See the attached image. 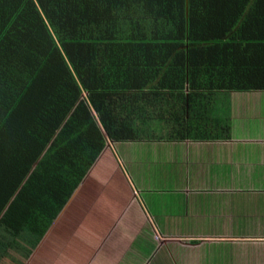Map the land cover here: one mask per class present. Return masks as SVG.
I'll return each mask as SVG.
<instances>
[{
    "label": "crops",
    "instance_id": "crops-1",
    "mask_svg": "<svg viewBox=\"0 0 264 264\" xmlns=\"http://www.w3.org/2000/svg\"><path fill=\"white\" fill-rule=\"evenodd\" d=\"M86 1L94 8L89 10L91 28L103 31L96 47L109 49L108 59L99 62L114 64L122 52L120 63L130 70L146 58L166 59L151 43H145L146 51L125 50L119 30L126 35L137 18L140 33L142 25L144 31H156L159 22L140 15L145 8L141 0L128 7L135 16L124 26L121 18H105V7L98 14V0ZM240 1L236 7H248ZM230 20L206 23L220 33L246 24L242 19L234 28ZM260 21L254 24L264 26ZM231 43L230 52L243 47L239 40ZM255 59L264 65V49ZM130 93L132 103L124 97L102 115L86 102L90 123L76 134L71 151L52 152L53 138L20 183L12 177L13 160L28 165L39 146L27 142L22 152L8 157L0 169V264L8 257L14 262L8 247L19 235L28 239L29 224L34 228L36 220L39 232L49 224L42 239L69 231V238L84 242L85 251L79 252L87 255L85 264H264V88L204 91L185 83L177 89L135 88ZM128 105L134 106V117ZM42 164L45 169L38 168ZM35 196L45 200L39 201L49 217L44 223L38 221L41 206H32ZM254 200L260 202L257 212L248 215L245 208ZM51 202L55 208L49 214ZM14 206L26 213L18 236L5 225L22 221ZM152 236L155 246L149 247Z\"/></svg>",
    "mask_w": 264,
    "mask_h": 264
},
{
    "label": "trees",
    "instance_id": "trees-1",
    "mask_svg": "<svg viewBox=\"0 0 264 264\" xmlns=\"http://www.w3.org/2000/svg\"><path fill=\"white\" fill-rule=\"evenodd\" d=\"M85 2L0 0V169L9 156L22 152L24 146L27 148V142L43 149L56 137L55 147L50 150L69 153L77 141L76 134L88 127L86 102L97 115H102L105 110L112 112L111 103L124 97L132 103L129 90L135 88H140V92L177 89L185 83L189 88L204 91L264 88V74L260 71L264 70V65L255 59L263 56L264 43L256 39L244 42L228 32H211L215 29H202L203 23L199 22V19H217L223 24L224 20L231 19L230 27L236 28L244 13L243 7L235 6L240 0H186V10L185 0H141L144 12L149 14L140 15L157 17L159 22L156 31H144L142 25L140 33L138 18L131 23L126 35L119 30L125 50L130 46L133 50L138 47L146 51L145 43H151L166 59L146 58L130 70L120 63L122 52L117 53L114 64L99 62L108 59L109 49L96 47L104 38L103 31L91 28L93 20L89 10L94 8H88ZM258 2L261 8L255 5L251 15L260 14L255 17L262 19V23L264 0ZM132 5L133 0H98L95 8L98 14L102 11L98 9L107 8L104 17L121 18L124 26L128 17L135 16L129 13L128 7ZM212 6L215 8L210 9ZM252 27V35L264 33L263 25L253 24ZM229 30L237 32L238 29ZM218 33L220 35L216 36ZM235 40L243 42V47L230 52L235 44L231 42ZM168 64L173 70L166 67ZM155 68L162 73L156 74ZM147 73L150 75L146 76ZM256 75L260 76L259 81ZM252 76L255 77L253 85ZM59 88L65 95L75 92L79 95L77 99H81L78 111L71 117L70 103L66 101L67 96L58 93ZM76 114L79 122L75 121ZM130 114L136 115L134 106ZM65 120L68 123L57 133ZM38 151L26 166L13 160L12 177H17L19 183L30 170ZM60 162L57 160V164ZM6 173L10 180V170L6 169Z\"/></svg>",
    "mask_w": 264,
    "mask_h": 264
},
{
    "label": "rangeland",
    "instance_id": "rangeland-1",
    "mask_svg": "<svg viewBox=\"0 0 264 264\" xmlns=\"http://www.w3.org/2000/svg\"><path fill=\"white\" fill-rule=\"evenodd\" d=\"M246 1L248 3V7H245L243 9V12H244L243 14L240 13L241 14L240 16L242 17L241 20L243 19L246 22L244 27L243 28L239 27V30H237V32H239V33H237L236 30L234 32L230 31L229 28H227L226 31L222 32V33L228 32V33H230L229 34L230 36H233V38H238L240 40L242 39V40H244V42H246L247 40L256 39V40H262L261 43H264V40H263L264 39V33H262V35L261 34L257 35L256 33H253V35H252V30H251L253 28L252 25L254 23L258 22V21L255 22L256 21L255 16L260 15V14H256L254 16V15H251V12H248V11H251V9L255 5H256L255 8H257V7L261 8L262 5L259 4V2H258L259 0H246ZM250 7H252V8H250ZM214 8L215 7L212 6L210 9H214ZM185 14H186V12H185ZM199 22L203 23V26L205 27L204 29H213L214 28V27H209L207 25L206 19H203V20L199 19ZM211 25H215V24H211ZM248 28H251V29H248ZM217 31L221 32L220 30H215L212 32H217ZM208 34L211 35L209 32H208ZM241 43L242 42L239 41V44H241ZM254 43H259V42L254 41ZM247 74H249V73H247ZM256 77L258 78L257 81H259L260 76L256 75ZM252 79L253 80L250 81L251 84L255 83V81H254L255 77L252 76ZM58 93L61 95V94H64L65 92L63 91V89L59 88ZM64 96H67L66 101L70 103L71 111L69 110L70 111L69 117H71V115H73L74 112L78 111L77 106L79 104L78 102L80 99L78 100L76 98L75 92H69L68 95H65V94L62 95V97H64ZM67 105H68V103H67ZM87 113H89V112L87 111ZM74 117H75V121L79 122L78 115L76 114ZM66 122L67 121L65 120V123ZM89 123H90V121H89ZM61 129H62V127L60 129H58L57 133ZM68 131L69 130L66 129V133H68ZM56 144H58V143L56 142ZM60 146H61V144H60ZM40 150H43V149L41 148L38 151L42 155L43 151H40ZM45 166H50V165L45 164ZM38 168L45 169L43 164L41 166H39ZM158 183H162V182L159 181ZM33 200L34 201L32 203V206H34L35 208L37 207V209H38V205L41 206V203L43 204V202L45 201V200H43V198L37 199L36 196H35V198H33ZM47 200H49V199H47ZM39 201L41 202L40 204H39ZM259 203L260 202L258 200H254L250 206L249 205L246 206L245 211L248 213V215L251 214L253 216L257 212L255 209H256V205L259 206ZM34 207H32L33 210L35 209ZM53 207L55 208V206H53V202L48 204L47 209H48L49 214L51 213L50 211H52ZM17 208H16V206H14L12 209L17 210L16 214L19 216V219H20L18 221H21V219H22V221L21 222H15V224L14 223L10 224L9 222H7L5 224L8 227L9 226L12 227V229L14 231V236H18L19 231L17 232V229H18V227L19 228L22 227V223L24 222V218L26 217L25 216L26 213L23 214L24 210L21 211L20 209H17ZM42 208H43V210H45L44 206H41L40 207V210H41L40 213L41 214L43 213ZM239 208H240V206H239ZM31 212H34V211L31 210ZM7 214H8L7 215V217H8L9 215H12V212L9 210V212ZM32 214H34V213H30V215H32ZM243 215H245V214H243ZM41 216L42 217L38 220V221H41V223H44V222L49 220V217H47L46 215H45V217H44V214H42ZM33 222L35 223L34 228H32V223L29 224V226L31 227V231H29L30 235H29L28 239H25V238L22 239L21 235H19L20 239H15V240L13 239L14 241L12 240V242H15V243L12 246L8 247L7 253H9L10 256H11V254H13L14 262L10 260L11 259L10 257H8L5 259V264H10V263L11 264H16V263L17 264H85L86 263L87 255L85 253L79 252L80 248L82 249V247H84V249H82V250L85 251L86 244L84 242H81L80 239L69 238V231H67L66 233H62V235L59 236L61 238L55 237L54 234L51 233V237H45L44 239H42L43 236H45V234L47 233V229L49 227L48 226L49 224L48 223L43 224L42 230H41V232H39V230L37 228V220L33 221ZM243 224L244 223H241V225H243ZM83 226H84V224H83ZM8 241L11 242L10 239H8ZM154 241H155V238H154V236H152V238L150 240H147L146 245L149 247H153V246H155ZM142 242H143V240H142ZM258 243H261V242H258ZM138 246H139V244H138ZM27 249H29V250H27ZM27 251H29V258L26 255ZM21 253H22V256H21ZM0 254H1V252H0Z\"/></svg>",
    "mask_w": 264,
    "mask_h": 264
},
{
    "label": "water",
    "instance_id": "water-1",
    "mask_svg": "<svg viewBox=\"0 0 264 264\" xmlns=\"http://www.w3.org/2000/svg\"><path fill=\"white\" fill-rule=\"evenodd\" d=\"M185 4H186V1H185Z\"/></svg>",
    "mask_w": 264,
    "mask_h": 264
}]
</instances>
